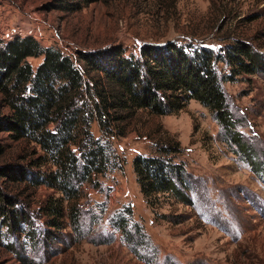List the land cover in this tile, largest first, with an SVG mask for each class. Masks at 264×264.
<instances>
[{"label":"rangeland","instance_id":"rangeland-1","mask_svg":"<svg viewBox=\"0 0 264 264\" xmlns=\"http://www.w3.org/2000/svg\"><path fill=\"white\" fill-rule=\"evenodd\" d=\"M54 1L0 0V39L31 36L70 56L167 42L218 52L238 39L264 54V0H102L71 14L50 7ZM222 86L246 156L195 101L163 117L139 111L127 136L113 141L122 171L103 179L105 192L88 191L79 233L66 223L46 244L33 218L37 244L22 235L10 251L12 241L0 239V264H264V170L257 168H264V71ZM160 143L178 149L172 162L182 167L188 188L178 187L191 205L168 194L149 205L140 193L133 158L160 156ZM119 215L129 239L113 225Z\"/></svg>","mask_w":264,"mask_h":264},{"label":"trees","instance_id":"trees-1","mask_svg":"<svg viewBox=\"0 0 264 264\" xmlns=\"http://www.w3.org/2000/svg\"><path fill=\"white\" fill-rule=\"evenodd\" d=\"M101 1L56 0L50 7L71 14ZM189 49L167 42L127 53L111 45L70 56L31 36L0 39V135L18 146L9 151L0 137V239L12 241L6 249L22 235L37 244L33 218L46 244L51 231L63 232L66 223L79 233L88 191L105 192L103 179L122 171L113 141L127 136L139 111L163 117L195 101L246 156L243 137L232 131L222 83L263 72L264 54L238 39L218 52ZM177 151L160 143V156L133 158L136 183L149 205L166 194L191 205L178 187L188 188L182 167L172 162ZM126 221L119 215L113 225L128 238Z\"/></svg>","mask_w":264,"mask_h":264},{"label":"built area","instance_id":"built-area-1","mask_svg":"<svg viewBox=\"0 0 264 264\" xmlns=\"http://www.w3.org/2000/svg\"><path fill=\"white\" fill-rule=\"evenodd\" d=\"M22 36V35H21Z\"/></svg>","mask_w":264,"mask_h":264}]
</instances>
